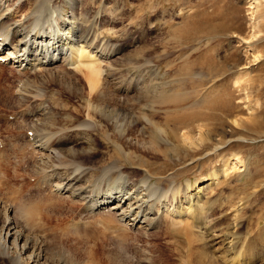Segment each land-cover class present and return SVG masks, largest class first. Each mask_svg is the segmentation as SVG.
Instances as JSON below:
<instances>
[{
	"label": "rangeland",
	"instance_id": "obj_1",
	"mask_svg": "<svg viewBox=\"0 0 264 264\" xmlns=\"http://www.w3.org/2000/svg\"><path fill=\"white\" fill-rule=\"evenodd\" d=\"M11 3L12 12L19 10L18 16L23 12L32 14L31 21L39 19L41 31L69 36L70 40L75 33H69L70 26L63 20L74 16L78 28L89 33V43L96 42L102 69L97 88L91 92L86 71L64 60L72 49L56 51L63 43L58 40L47 45L51 46L49 54L39 51L38 56L44 57L43 67L49 68L45 70L54 74L39 77V71H31L35 67L0 60V206L10 207V214L18 216L22 227L44 242L46 263L264 264V0ZM30 76L35 95L22 99L18 91ZM178 94L189 95L187 105L196 100L187 111H197L198 116L190 112L193 120L188 125L195 126L190 127V133L197 150H182V158L175 153V157H160L153 150L158 145L149 142L148 124L153 120L165 126L169 112L161 99ZM44 108L52 120L45 121L46 131L37 132H46V136L54 132L48 149H84L60 161L91 167L84 179L94 197L103 196L108 189L131 191L123 176L115 178L121 171L132 174V180L142 175L141 169L125 162L127 155L135 159L139 154L150 168L166 167L167 175L152 178L146 187L162 190L172 183L179 186L182 194H177L174 204H185L188 214L184 217L198 207L191 241L176 232L186 225L164 217V205L157 214L161 215L159 227L137 224L136 229L125 232L121 225L104 223L107 206L99 209L90 207L89 202L86 207L82 199L75 202L69 193L53 191L57 178L45 177L42 160L50 151L28 135L44 123H39ZM200 109L207 113L201 115ZM198 124L205 125V143L197 139ZM143 145L150 149L141 151ZM232 162L237 168H231ZM215 171L214 178L211 174ZM199 186L206 187L199 191ZM34 204H39V209ZM230 235L238 239L231 247ZM0 264L11 263L0 257Z\"/></svg>",
	"mask_w": 264,
	"mask_h": 264
},
{
	"label": "bare ground",
	"instance_id": "obj_2",
	"mask_svg": "<svg viewBox=\"0 0 264 264\" xmlns=\"http://www.w3.org/2000/svg\"><path fill=\"white\" fill-rule=\"evenodd\" d=\"M11 2H12V0H0V8H1V10H0V57L2 59H4L5 61H6V59H9L10 62H12V63H19L18 66H22L24 64V66L28 65L30 67H35V68H33L35 70L31 69V71H32V73H35L34 71H36V70L39 71L40 74H38V72L36 74L39 77H41L43 75L54 74L53 71H46L45 70V68H48V66L43 67L44 64H42V63L45 62V61H43L44 57H42V59L40 57H38V56H40L39 51H41L43 54L45 53L47 55V53L49 54V52H51L49 50V47L51 49V46L47 47L48 44L52 45L53 43L56 42L55 40H58L57 42L63 41V43H61L63 46H60L61 44L59 43V46L56 47L57 48L56 51L57 52L58 51L63 52L65 49H68L69 47H70V49H72V53H70L69 56H66V58L64 56V58H65L64 60L72 63L71 65H74L75 68L78 67V68H80L81 71H86L84 77H86L87 81L89 82L88 86H90V89H91L90 91L94 92L97 88L96 86L98 85V81H99V77H100L99 74H101V70H102L100 63L98 62V58H100V57L97 58L98 54L96 53V50H97L96 42L95 43H93V42L89 43L90 39H91L88 36L89 33L87 34L85 32V30L83 31V28L82 29L78 28V26H77L78 24H76V21H77L76 18L74 16H72L71 20L67 19V18H66L67 20H65V21L63 20V24L65 26H67V27L70 26L69 27V29H70L69 33H71V32L75 33V35H73V38L75 36L74 40H76V39H78V40L74 41L73 39L70 40L69 36L63 37V35H61V34H58L57 36H55L54 33L51 34V32L41 31L42 28H40L38 26V24L41 25V22L40 23L38 22L39 19L38 20L33 19L34 21H31V19H30V16L32 15L31 13H33V12L29 11L31 14L30 16L28 15L29 13L26 14L23 12H22V14H20L18 16V12H19L18 9H17L18 11L14 10L12 12V8H13L12 6H14V4H12ZM31 11H33V10L31 9ZM57 22L58 21H56V23ZM71 37H72V35H71ZM40 38H41V40H40ZM92 38H93V36H92ZM47 39H49V41L45 43V41ZM93 40H94V38H93ZM66 41H69V42L66 43ZM67 44H71V45L67 46ZM54 46H56V45H53L52 47H54ZM55 54H56V52H55ZM57 56H59V55H57ZM54 58H55V56H54ZM46 59H47V57H46ZM54 60H53V62H54ZM39 64H41L42 67L38 66ZM13 66H15V64H13ZM24 66H22V67H24ZM30 79H31V76L28 77L24 81L25 83L23 82L24 87L21 88L20 91H18L19 95H20V97H22V99L25 97H30V96L35 95L36 89H34L35 87L33 86V83ZM188 96L189 95L178 94V95L167 96V97L161 99V103L162 104L166 103V105H167V107H165V108H167V110H165V111L169 112V114L166 115L167 117L165 119L166 125L165 126L160 125L158 122L153 121V120H150V122L148 124L150 127L148 129L149 134H147L148 137H150L149 142L152 144L154 143V144L158 145V148H154L153 150L158 152L160 154L159 155L160 157L163 156L164 158H166V157H169L175 153L174 155H177V157L182 158V156L180 155L182 150H187L188 147H190V148L192 147L194 150H197V148L193 147L194 145H196L195 143H193L194 140H196V139L190 133L191 128L193 126L188 127L189 123H191V121L193 120V116H192L193 114L192 113H194V115H196L195 113H197V111L194 110V108H193L194 112H192V110L190 111L192 113L187 111L189 109L187 107L191 106V104L194 105L196 100L194 101V103L192 102V103L187 105L186 100H187ZM194 97H197V96H194ZM200 97H201V95H200ZM189 99H190V97H189ZM204 101H205V99H204ZM205 102L207 103L208 101H205ZM219 102H223V101H219ZM217 103H218V101L216 100V104ZM147 104H149V103L147 102ZM207 104L210 106L209 102ZM153 105H150L149 108L153 109V107H154ZM109 106H110V104H109ZM214 107H212V108H214ZM216 107H218V105ZM196 108H198V107H196ZM207 109H210V108H207ZM200 110H202V109H200ZM180 111L181 112L187 111V114L188 113H190V114L187 115L185 113H180ZM46 112L47 111H45V108H44V110L39 113V115H41V118H42V120H39V123L40 124H42L43 122L44 123L42 125H40L39 127L37 126L34 129L35 132L33 133L32 137L36 138V140L39 141V142H35V143H38L39 145L44 144L43 145L44 150L50 151V152L46 153L47 155L46 154L44 155L46 157H45V159H42V160H44V164L46 167L44 170H45V172H47L45 177H47V178L53 177V179H54V177L57 178V180L55 181L56 184L54 183V186H53V188H54L53 191H55V192L58 191L59 193H61V191H64V193L65 192L69 193L68 194L69 197H71L72 201H75V202H76V199L77 200L82 199L83 200L82 203H85L86 207H89V206L90 207H97V208L100 207L103 209V207L107 206L109 208V213L105 215L104 223L107 222L111 225H114L115 227H117V225H121V228H123L122 230H124L125 232H128V228H131V227L136 229L134 226H137V224H139L138 226H143V224H144V226L146 228H152V229H153V227L158 226L157 220L161 217V215L159 217V215H157V214L162 209L161 206L164 205L165 209L163 210V213H162L163 215H165L164 217L170 216L171 218H173L172 220L176 221L175 223H178L180 225L183 224L184 226L186 225L182 229L176 230V232L179 233L180 235L185 236L189 242L191 241V236H190L191 228L196 227L197 223H198L196 220L197 217L199 216V211H200L198 209V207H194L193 210L189 212L188 217H186L187 216L186 214H188V212H187V209L185 207V204L184 205L183 204H177V205L174 204L176 197H178L177 194H182V192L179 191V190H181L179 188V186H175L172 183V184H169L170 186H168V189L163 188L162 190L160 188L159 189L153 188L151 190L152 186L146 187V184L152 178L159 177V176L162 178L165 177V175H167L165 173L166 167L163 168L162 166H155V167L150 168L149 166H147L150 163L148 164V162L145 159L139 158L138 157L139 154L138 155L136 154L137 156L135 157V159L133 158L134 156L132 157V156L127 155V158H126L127 160L125 162H129L133 165V167H138L139 169H141L142 175L139 178L136 177V180L135 179L132 180L134 178L132 176V174L125 173V172L121 171L120 174H118V176H116L115 178L119 179L121 176H123L122 179L126 180V182L124 181V183H127V184H125V186L128 185L130 187L131 191H124L123 188L116 189V190L108 189L107 191H105L102 194L103 196L97 195L96 197H94V196L89 194L90 184L88 185V180L84 179L86 177L85 175L88 173V170H90L91 167L90 166L80 167V166H76V164H73V163L72 164H68V163L63 164L64 161H60L63 159V157H67V156L69 157V155H72V153H76V152L83 153L84 149L78 150L77 148H74V147L68 148V149L67 148L60 149L58 147L53 149V147H50L48 149V146H50L48 143L51 142L50 141L51 140L50 135L53 136L54 132H53V135L50 134L49 136H46L47 135L46 132H39V133L37 132V131H46L44 129V124H46L45 121L46 120H52L49 117L51 115H48ZM198 113H200V112L198 111ZM202 113L204 114L207 112L203 111V112H201V115H202ZM196 116H198V115H196ZM209 116L210 115H208V118H209ZM199 118H200V116H199ZM195 123H196V121H195ZM198 123H200V122H198ZM240 123L241 122H239V124ZM193 124H194V122H192V125ZM205 125H206V123H205ZM205 125H203V124L197 125V127L199 128L198 129L199 130L198 131L199 137H197V139L200 140L201 143L206 142V141L204 142V140H205L204 134H206V133H203L204 131L202 132V129L205 127ZM45 128H46V126H45ZM193 128L195 129V126ZM48 132L51 133L50 131H48ZM40 133H43V134H40ZM194 135H196V134H194ZM43 136L46 139H44ZM196 136H198V135H196ZM32 137H31V139H33ZM49 137H50V139H49ZM163 144H170V145H172V147L167 149L168 145H167V148H164ZM157 145H156V147H157ZM143 146L144 147L141 148L140 150L141 151H148L147 149L149 147L145 146V145H143ZM198 146H199V144H198ZM138 148H139V146H138ZM65 152L67 154H65ZM187 152H188V150H187ZM191 152H193V151H191ZM173 156H171V157H173ZM74 160H75V158H74ZM169 162H166L165 164H168ZM41 163H43V162H41ZM234 163L232 162L231 168H237L238 165H234ZM230 164H229V166H226V169H225L226 173L230 169L229 168ZM72 167H74V168H72ZM156 167L159 168V170H157ZM120 168H116V169L120 170ZM110 169L111 168H107L106 171L110 172ZM168 174L171 175L172 173L169 172ZM124 175H126V177H124ZM212 175H214V176H212ZM211 176L214 178L217 177V172L215 171V173H212ZM47 178H46V180H47ZM51 183H53V182H51ZM51 183H49V184H51ZM203 187L205 188L206 186H202V187L199 186V191L204 189ZM171 189L172 190L174 189V191H172V195L170 194ZM133 190L135 192H133ZM136 191H138V192L136 193ZM98 196H100V197H98ZM89 202H91V203L88 206ZM196 204L200 205L198 202ZM47 208H48V206H47ZM28 209H29V206H28ZM35 209H39V204L35 205ZM10 211H12V210H10V207H1L0 206V235H1V238H0V257L4 258L8 263H11V264H48V263H46L47 261H45L47 259V256H46L44 242H42L41 240H38L39 238L32 236L31 233H28V231H30V229L27 231L24 227H22L23 224H20V222L18 221V216L16 217L15 213H14V215L10 214ZM31 211H32V209H31ZM85 211L88 212V209ZM110 211H112L114 213H111ZM93 212H96V211L94 210ZM83 213H85V212H83ZM4 215L7 216L5 219H3ZM86 215H88V213ZM184 215H186V216L184 217ZM47 217H48V215L45 217L46 220H47ZM167 218L162 220V223L165 220L167 221ZM162 223H161V225H163ZM47 225H48V223H47ZM162 227H164V226H162ZM220 233H218V234H220ZM214 236L216 237V235H214ZM220 236H221V234H220ZM211 238H213V237H211ZM237 243H238L237 237L234 235L233 236L230 235V238L228 241V244L230 246L228 244L227 245L229 247H231L232 245L234 246ZM55 251H57V250H55ZM53 264H55V263L53 262ZM57 264H62V261H60V263L58 262Z\"/></svg>",
	"mask_w": 264,
	"mask_h": 264
}]
</instances>
